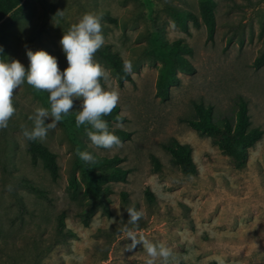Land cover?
<instances>
[{
	"label": "rangeland",
	"instance_id": "obj_1",
	"mask_svg": "<svg viewBox=\"0 0 264 264\" xmlns=\"http://www.w3.org/2000/svg\"><path fill=\"white\" fill-rule=\"evenodd\" d=\"M201 0H30L20 18L8 26L10 59L29 66L27 50H46L68 66L60 40L83 14L102 16L105 43L132 64L131 79L120 85L110 65L94 57L109 76V88L120 92L118 106L127 117L113 126L132 138L112 149L98 148L87 135L78 145L62 123L40 140L57 154L60 178L54 181L42 162L33 164L29 118L49 108L48 93L26 82L14 90L16 112L0 129V264H145L142 243L129 252L128 233L170 247L176 264H264V135L249 149L247 166L234 170L217 140L188 123L197 117L195 103L212 106L214 120L234 122L238 102L248 103L252 126L264 130V0H216L217 31L207 39ZM174 7L199 17L185 32L175 21ZM62 11L63 16L57 15ZM57 15V16H56ZM182 39L193 52L187 57L194 73L180 72L170 97L157 96L156 82L166 56L165 41ZM105 83V81H104ZM80 99L73 108L81 110ZM47 122H51L50 119ZM179 141L190 145L197 174L186 177L164 149ZM96 156H120L131 170L127 181H109L104 206L85 192L74 195L70 178L76 150ZM153 156L162 169L155 171ZM81 180L80 170L75 171ZM42 189L40 194L24 183ZM154 199L150 201L146 190ZM123 193L127 194V200ZM143 212L128 223L127 209ZM60 220L64 222L61 227ZM155 264H162L160 259Z\"/></svg>",
	"mask_w": 264,
	"mask_h": 264
},
{
	"label": "trees",
	"instance_id": "obj_2",
	"mask_svg": "<svg viewBox=\"0 0 264 264\" xmlns=\"http://www.w3.org/2000/svg\"><path fill=\"white\" fill-rule=\"evenodd\" d=\"M29 2L30 0H0V46H3L4 54L7 57H9V35L7 28L20 18ZM216 6V0H201L200 3L201 18L206 26L207 39L209 41L214 40L217 31ZM172 15L176 23L185 32H189L190 21L196 26L200 25L199 17L188 9L174 7ZM165 48L166 56L159 69L156 82V94L164 100L170 97L172 86L179 84L180 72H195L194 65L187 57L193 50L182 39H176L173 42L165 41ZM95 56L111 66L120 85H124L126 80L131 79L130 73L124 71L125 61L123 57L110 44L105 43L96 52ZM263 62L264 55H261L257 58L255 66L259 67ZM101 82L104 83L103 80ZM194 107L197 117L187 120L190 126L202 134L215 138L219 148L229 157V163L234 170H245L249 158V149L260 141L264 135L263 129L252 126L248 103L244 99H241L238 102L235 121L233 123L226 121L224 124H220L214 120L212 106H206L204 103H195ZM76 114L77 112H70L62 120V123L70 134L77 139L78 145L81 146L83 142L79 140L78 136L87 134L85 126H81L80 128L76 127ZM117 117H119V120H117ZM102 118L109 122L110 128L115 130V134L119 136L121 141L132 138L131 131L113 126V122L123 123L127 121V117L121 113L118 105L110 115ZM28 149L32 156L33 164L36 165L41 161L54 181L60 178V166L55 152L51 151L48 146L38 139L29 140ZM164 149L171 154L173 161L182 168L186 177L191 178L197 174V166L193 159V149L190 145H185L175 140L172 143L165 144ZM122 161L123 159L120 156H96L94 163H85L78 157L75 166L76 170H80L81 172V180L78 179L75 170L70 178V186L73 194L76 195L81 190L83 183L86 188L85 192L95 196L106 206L105 201L112 190L109 185L105 184L109 181H127L128 175L131 172L130 169L124 168L121 165ZM153 164L155 171L162 169L160 160L155 156H153ZM24 183L30 189L40 194H45L42 189L29 183L27 179H24ZM146 196L150 201H153L154 196L150 189L146 190ZM123 197L127 200L128 196L126 193H123ZM60 224L64 228V222L62 220H60Z\"/></svg>",
	"mask_w": 264,
	"mask_h": 264
},
{
	"label": "clouds",
	"instance_id": "obj_3",
	"mask_svg": "<svg viewBox=\"0 0 264 264\" xmlns=\"http://www.w3.org/2000/svg\"><path fill=\"white\" fill-rule=\"evenodd\" d=\"M57 15L63 16V12L60 11ZM60 44L68 64L63 71L58 58L46 50H27L30 63L26 69L19 60L7 57L3 46H0V129L8 127L16 112L14 90L26 82L35 90L46 91L50 104V109L37 108L35 114L29 117L33 121V127L31 130H23L27 139L46 138L48 132L72 112L70 109L73 108L74 98H77L82 103L81 110L75 116L76 127L85 126L88 139L98 148L112 149L120 146L121 139L110 128L109 122L102 118L113 112L120 99L119 90L109 88L106 84L108 70L94 58L105 44L102 16L95 12L83 14L78 23L64 31ZM124 71L132 72L131 62H125ZM49 119L51 122H47ZM76 154L85 163L95 162L94 155L88 151L78 148ZM126 211L130 224H136L143 216V212L134 207H129ZM128 238L132 241L127 248L129 252L142 243L148 257L145 264H155L157 259L162 264H176L172 249L164 243H153L144 237L137 239L132 232L128 233ZM218 264H224L223 260L218 258Z\"/></svg>",
	"mask_w": 264,
	"mask_h": 264
}]
</instances>
